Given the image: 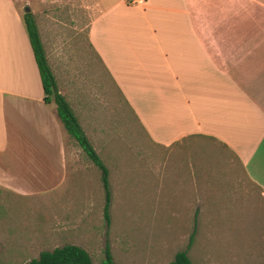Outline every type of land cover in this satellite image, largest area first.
I'll return each mask as SVG.
<instances>
[{
    "label": "crops",
    "instance_id": "crops-1",
    "mask_svg": "<svg viewBox=\"0 0 264 264\" xmlns=\"http://www.w3.org/2000/svg\"><path fill=\"white\" fill-rule=\"evenodd\" d=\"M95 1L97 12L87 24L86 45L150 143L169 152L164 158L158 155L157 170L167 163V174L176 172L179 180L188 174L193 187L206 195L209 180L219 175L214 171H223L218 160L208 164L207 156L215 158L206 151L210 141L227 149L242 169L243 178L236 177L229 188L236 191L244 180L264 200V0ZM37 27L58 91L81 125L66 91L80 88L84 114L90 119V76L81 81L74 76L73 87L67 71L69 50H62L54 38L44 39ZM54 61L62 66L61 80ZM43 98L22 16L12 0H0L3 191L44 194L68 174L69 134L56 104ZM163 172H158L157 180Z\"/></svg>",
    "mask_w": 264,
    "mask_h": 264
},
{
    "label": "rangeland",
    "instance_id": "rangeland-1",
    "mask_svg": "<svg viewBox=\"0 0 264 264\" xmlns=\"http://www.w3.org/2000/svg\"><path fill=\"white\" fill-rule=\"evenodd\" d=\"M12 1L21 16L30 8L44 39L54 38L69 50L73 87L74 76L79 81L90 76V119L80 88L67 87L66 94L107 168L108 187L100 168L66 135L72 158L60 185L31 196L0 189V264H27L41 251L65 244L84 248L93 264H101L107 251L116 264H166L178 251H185L192 264H264V200L244 180L236 191L229 188L243 173L227 149L206 143L207 154L215 155L207 156L208 164L219 161L223 168L214 171L219 175L209 180L206 195L188 174L180 180L176 172L167 174V163L157 170L158 155L169 152L150 143L86 45L96 1ZM52 65L61 80L62 66ZM181 166L186 171V164ZM160 171L164 177L157 180ZM159 184L166 187L158 189ZM193 206L206 210L200 214L189 209Z\"/></svg>",
    "mask_w": 264,
    "mask_h": 264
},
{
    "label": "trees",
    "instance_id": "trees-1",
    "mask_svg": "<svg viewBox=\"0 0 264 264\" xmlns=\"http://www.w3.org/2000/svg\"><path fill=\"white\" fill-rule=\"evenodd\" d=\"M29 42L32 48L34 59L40 75L46 103L53 101L56 104L57 114L63 123L67 133L82 148L90 160L97 165L102 173V181L107 190L108 171L95 148L89 142L82 126L80 125L74 111L66 98L59 93L53 71L48 63L43 44L40 39L38 27L33 14L24 12L22 15ZM27 264H93L88 252L81 246L65 244L55 247L52 250H44L37 258L31 259ZM101 264H116L109 252H106L105 259ZM166 264H192L185 251H178L174 258Z\"/></svg>",
    "mask_w": 264,
    "mask_h": 264
},
{
    "label": "built area",
    "instance_id": "built-area-1",
    "mask_svg": "<svg viewBox=\"0 0 264 264\" xmlns=\"http://www.w3.org/2000/svg\"><path fill=\"white\" fill-rule=\"evenodd\" d=\"M128 2L131 4H139V3H142L143 0H128Z\"/></svg>",
    "mask_w": 264,
    "mask_h": 264
},
{
    "label": "water",
    "instance_id": "water-1",
    "mask_svg": "<svg viewBox=\"0 0 264 264\" xmlns=\"http://www.w3.org/2000/svg\"><path fill=\"white\" fill-rule=\"evenodd\" d=\"M24 11H25V12H29V11H30V8H29V7H25V8H24Z\"/></svg>",
    "mask_w": 264,
    "mask_h": 264
}]
</instances>
